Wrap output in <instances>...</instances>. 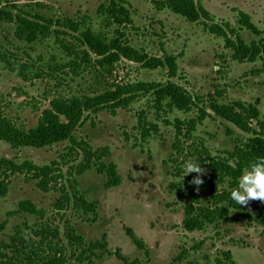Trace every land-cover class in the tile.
Returning a JSON list of instances; mask_svg holds the SVG:
<instances>
[{"label":"rangeland","instance_id":"obj_1","mask_svg":"<svg viewBox=\"0 0 264 264\" xmlns=\"http://www.w3.org/2000/svg\"><path fill=\"white\" fill-rule=\"evenodd\" d=\"M108 1L45 2V9L55 20H84L86 25L113 35L114 28L103 25L98 14L100 6ZM125 1L133 25L119 30L132 47L164 62L162 67L149 69L121 60L105 73L95 54L82 56L88 49L63 23L52 27L58 34L33 45L15 37L13 24H0V106L21 129L36 126L54 99L117 86H141L132 94L127 109L115 115L107 111L86 114L74 133L80 146L66 142L41 149H13L0 141V158L49 166L53 177L45 191L39 189L37 181H27L24 176L12 179L7 195L0 198V247L10 243L19 230L27 235L31 233L28 228L50 227L60 233L56 240L66 248V264H88L81 261L82 250L105 242L104 250L97 249L90 256L94 264H217L225 252H231L235 264H264V224L259 223L264 202L251 201L242 206L252 215V221L242 217L240 210L231 209L228 220L203 231L189 232L183 224L190 197L201 205L209 204L201 191H208L214 176L212 159L235 163L232 153L255 135L215 115L193 131L187 124L179 129L177 122L195 119L198 109L190 113L161 112L153 102L154 85L171 82L187 93L196 107H208L211 100L220 104L243 102L256 106L264 119V60L234 61L224 39L206 32L201 24L187 22L168 10L159 11L153 0ZM201 1L217 23L238 27L237 9L249 14L264 31V1ZM2 2L4 6L14 0ZM24 3L27 1L16 4ZM240 34L248 43L264 39V34L256 36L247 30ZM166 56L176 59L174 77ZM141 115L147 119L148 136L139 127ZM87 150L103 155L105 164H116L119 186L107 188V176L97 165L84 169ZM188 159L197 160L206 169L199 191L191 184L195 173L184 178L183 165ZM76 190L88 202L96 203L94 211L74 206L72 195ZM65 194L71 197L70 205L60 208L57 203ZM24 201H30L40 214L19 211ZM127 229L144 242L146 251L134 245Z\"/></svg>","mask_w":264,"mask_h":264},{"label":"trees","instance_id":"obj_2","mask_svg":"<svg viewBox=\"0 0 264 264\" xmlns=\"http://www.w3.org/2000/svg\"><path fill=\"white\" fill-rule=\"evenodd\" d=\"M20 1L22 0H14L13 3H6L2 6L3 2L0 0V24H13L16 28L15 37L28 45L58 34L52 27L63 23L78 35L75 38L88 49L83 51L82 56L87 58L90 53L95 54L100 58L98 64L105 73H110L109 67L121 60L139 63L149 69L160 68L164 65L160 59L149 58L147 54L132 47L125 39L124 33L119 30L122 26L133 25L132 14L125 0H109L102 4L98 10L102 24L107 28H114L113 35L96 29L93 25H86L84 20H55L49 14L50 11L45 9V2L63 0H25L27 3L16 4ZM152 3L159 11H171L187 22L201 24L206 32L223 38L225 48L232 52L234 61L264 60V39L248 43L240 34L242 30L250 31L256 36L264 34V31L253 23L251 16L244 11L235 9L238 12V27H236L229 22L217 23L201 0H153ZM166 59L169 66H173L170 71L171 76L174 77L176 75V59L171 56H166ZM74 66L79 67L77 63ZM261 71L264 72V65ZM100 76L103 75L100 74ZM140 88L141 86L138 84L117 86L111 90L105 89L70 98L54 99L50 106L42 112L37 125L27 130L19 128L0 106V141L8 143L13 149L25 147L41 149L66 142L80 146L82 144L74 133L86 114L107 111L115 115L118 110L129 107L133 100L132 94L141 90ZM154 89L156 96L153 102L157 111L190 113L194 108L198 109L195 119H191L187 123L177 122L176 125L179 129L187 124L188 130L193 131L206 119L215 115L239 130L255 135L254 139L243 147H238L232 153L231 158L235 163L232 164L225 159H212L214 176L211 178L208 191H201L202 196L208 197L209 204L201 205L195 197L189 198L183 221L185 229L189 232L203 231L207 226L225 222L228 220L231 209L240 210L242 217H247L252 221V215L233 201L230 193L231 189L237 186L243 167L256 157L264 156V119L261 117L260 111L256 106L243 102L220 104L213 100L209 102L208 107L199 108L187 93L171 82L166 85L156 84ZM139 120V127L142 129L143 135L148 136L149 126L146 117L141 115ZM86 152H88V159L84 169L97 165L99 170L107 176V188L121 184V178L114 162L105 164L101 161L103 155L88 150ZM51 175L52 169L49 166L40 167L30 161L20 162L0 158V198L7 195L12 179L16 176H24L27 181H37L39 189L45 191L53 180ZM72 199L74 206L85 212L95 210L96 203L88 202L79 196L77 190L72 195ZM69 202H71V197L69 194H65L62 195L57 206L62 208L64 204L70 205ZM18 210L33 215L40 214V211L30 201L21 202ZM259 223L264 224V214ZM28 229L31 230V235H25L23 231L19 230L11 238L10 243L0 247L2 256L0 264H66V248L56 240L60 236L58 230L50 227H43L39 230ZM126 233L138 249L146 251L144 242L131 229H127ZM105 248L106 242L85 247L80 254L83 256L81 261L94 264L90 256L95 254V250H104ZM227 263L235 264L231 252H225L224 258L217 261V264Z\"/></svg>","mask_w":264,"mask_h":264},{"label":"clouds","instance_id":"obj_3","mask_svg":"<svg viewBox=\"0 0 264 264\" xmlns=\"http://www.w3.org/2000/svg\"><path fill=\"white\" fill-rule=\"evenodd\" d=\"M183 170L184 178L189 174H196L191 184L199 191L204 183L201 177L206 174V169L197 160L188 159L184 162ZM230 196L239 206L246 207L251 201L264 202V156L256 157L243 167L237 186L231 189Z\"/></svg>","mask_w":264,"mask_h":264}]
</instances>
